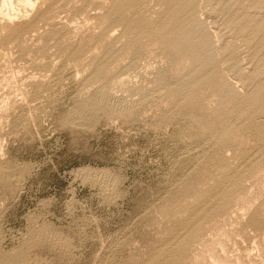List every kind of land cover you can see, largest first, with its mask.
I'll list each match as a JSON object with an SVG mask.
<instances>
[{"label":"rangeland","instance_id":"1","mask_svg":"<svg viewBox=\"0 0 264 264\" xmlns=\"http://www.w3.org/2000/svg\"><path fill=\"white\" fill-rule=\"evenodd\" d=\"M19 1L0 264H264V0Z\"/></svg>","mask_w":264,"mask_h":264},{"label":"bare ground","instance_id":"2","mask_svg":"<svg viewBox=\"0 0 264 264\" xmlns=\"http://www.w3.org/2000/svg\"><path fill=\"white\" fill-rule=\"evenodd\" d=\"M20 3L19 4H22L21 2H24L25 3V5L27 6V5H32V2L30 1V0H22V1H19ZM189 3L191 2L190 0L188 1ZM187 2V3H188ZM193 2V1H192ZM186 3V4H187ZM25 5H24V7H25ZM52 5V4H51ZM30 6H28L29 8H30ZM115 6V5H114ZM185 6V5H184ZM27 7V8H28ZM3 8H7V11L4 13V11H3V13L2 14H4V16L6 17V18H8V19H12L14 16H17L18 14V11H17V13H16V11H15V9L13 8V0H4V2H3ZM31 9H32V6H31ZM116 9V8H115ZM3 10V9H2ZM18 10V9H17ZM24 11V10H23ZM191 12V11H190ZM125 18H127V17H125ZM122 19H124V17L122 18ZM119 20H121L120 19V17H119ZM118 20V22H121V21H119ZM129 20V19H128ZM125 23H126V21H125ZM129 24V23H128ZM129 26V25H128ZM258 27V26H257ZM183 30V29H182ZM200 31V30H199ZM204 32V31H203ZM202 35V34H201ZM200 37V36H199ZM202 43V42H201ZM264 43V42H263ZM191 44V43H190ZM200 45V44H199ZM201 46V45H200ZM201 50V49H200ZM211 51V50H210ZM205 52H206V50H205ZM193 53V52H192ZM210 53V52H209ZM207 55L206 56H208V53H206ZM205 57V56H204ZM262 57V56H261ZM203 58V57H202ZM211 58V57H210ZM207 59V58H206ZM209 61L211 62V59H209ZM206 62V61H205ZM234 62V61H233ZM259 65V64H258ZM259 70V69H258ZM237 73V72H236ZM210 74V73H209ZM257 77V76H256ZM205 78V77H204ZM203 78V79H204ZM260 79V78H259ZM252 80V79H251ZM198 82H200V81H198ZM214 82V79H213V81H211V84ZM251 82V81H250ZM205 83L207 84V81H205ZM220 83V82H219ZM188 84V83H187ZM193 84V83H192ZM197 84V83H196ZM264 84V83H263ZM262 84V85H263ZM190 87V86H189ZM188 87V88H189ZM260 87V86H259ZM191 88V87H190ZM189 88V89H190ZM258 88V87H257ZM189 89L187 90V91H189ZM229 89V88H228ZM257 90V89H256ZM233 92V91H232ZM231 93V92H230ZM187 94V93H186ZM253 94V93H252ZM251 94V95H252ZM249 98V97H248ZM234 99H236V98H234ZM233 99V100H234ZM247 99V98H246ZM251 100H253L252 101V103H253V105L252 106H254L253 107V111L252 112H263L264 111V85L259 89L258 88V91L252 96V99ZM248 101H249V99H248ZM235 102V101H234ZM240 103V102H239ZM245 103V102H244ZM236 105V104H235ZM244 105V104H243ZM250 105H251V102H250ZM246 106V105H245ZM237 107V106H236ZM235 107V108H236ZM241 109V108H240ZM244 109V108H243ZM239 111V110H238ZM246 112H248V111H246ZM244 113V112H243ZM237 114V113H236ZM239 114H240V112H239ZM255 114V113H254ZM242 116H243V114H242ZM251 116V115H250ZM264 116V115H263ZM252 117V116H251ZM244 118V117H243ZM254 118V117H253ZM237 119V118H236ZM250 119V118H249ZM234 122V121H233ZM231 124H234V123H231ZM228 130V129H227Z\"/></svg>","mask_w":264,"mask_h":264}]
</instances>
